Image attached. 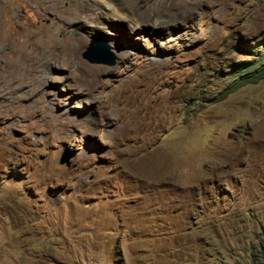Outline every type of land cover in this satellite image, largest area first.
<instances>
[{
    "label": "rangeland",
    "instance_id": "374dc122",
    "mask_svg": "<svg viewBox=\"0 0 264 264\" xmlns=\"http://www.w3.org/2000/svg\"><path fill=\"white\" fill-rule=\"evenodd\" d=\"M108 2L0 0V264L259 263L264 0Z\"/></svg>",
    "mask_w": 264,
    "mask_h": 264
},
{
    "label": "bare ground",
    "instance_id": "6f19581e",
    "mask_svg": "<svg viewBox=\"0 0 264 264\" xmlns=\"http://www.w3.org/2000/svg\"><path fill=\"white\" fill-rule=\"evenodd\" d=\"M38 1H39V4H38V12H39V14L42 15V17H45V14H47V15H49V14L50 15H54L55 16V20H53L54 21L53 22L54 24L56 22H61L63 24L70 25V24H72L71 23L72 21L69 22L70 21L69 20L68 23H67L66 20H68V19H66L65 17L68 16V15L69 16H72V15L73 16L74 15L80 16L79 14L83 12V13H85V17L83 16L84 19H82V21L81 20L80 21L82 22L81 25L83 27H85L86 24L88 25L90 23L91 19H93L92 18L93 15H90L91 11H93V10H95L94 13H96L98 11L97 16L98 15L99 16H106V18H110L112 21H116V20L117 21H129V22H132L134 24L136 22V19H137L139 21L138 23L139 24H142L140 22V20L142 19V17L141 16H138V18H136L135 15H134L136 12H134L132 9L131 10H130V8L129 9H126L124 7V9L126 11H122V8L121 7H118L119 5L112 4V3L108 2V0H86V1L83 0L84 3H82L81 6L79 5L78 8L75 6L76 5L75 4V5L71 6L68 9L67 8H64L62 6L61 0H38ZM122 3H124V1ZM103 9H106L107 12H105L106 11L105 10L104 13H103V11H101ZM86 15H87V17H86ZM99 16H98V18H99ZM74 23H76V22H74ZM112 23H114V22H112ZM143 23H145V22H143ZM146 24H148V23H146ZM138 27H140V26L137 25V28ZM134 28H136V27H134ZM41 29L45 30L44 27H42ZM41 29L39 28L37 32H41ZM74 33L79 35L78 30H76V29L74 30ZM38 34L40 35V33H38ZM17 40L18 39L14 40V42L12 43L13 46H15L17 44ZM19 41H22L21 42L22 45H20V50H22V52H23L24 49L26 50V46H27L28 42H26L24 40H21L20 38H19ZM29 43H30V41H29ZM80 48H81V46H80Z\"/></svg>",
    "mask_w": 264,
    "mask_h": 264
},
{
    "label": "water",
    "instance_id": "95a60500",
    "mask_svg": "<svg viewBox=\"0 0 264 264\" xmlns=\"http://www.w3.org/2000/svg\"><path fill=\"white\" fill-rule=\"evenodd\" d=\"M110 47L103 42L92 41L91 45L84 54V58L91 63L105 64L113 66L115 59L110 54Z\"/></svg>",
    "mask_w": 264,
    "mask_h": 264
},
{
    "label": "trees",
    "instance_id": "16d2710c",
    "mask_svg": "<svg viewBox=\"0 0 264 264\" xmlns=\"http://www.w3.org/2000/svg\"><path fill=\"white\" fill-rule=\"evenodd\" d=\"M256 63V62H255ZM258 64H255L253 66H246L242 68L241 70V75H238L237 77L234 78V80H239V79H248L246 81H243L240 85L244 83H250V82H256L259 79L264 78V52L259 55V59L257 61ZM262 251H261V256L259 263L256 264H264V245L261 246Z\"/></svg>",
    "mask_w": 264,
    "mask_h": 264
},
{
    "label": "clouds",
    "instance_id": "9594fccd",
    "mask_svg": "<svg viewBox=\"0 0 264 264\" xmlns=\"http://www.w3.org/2000/svg\"><path fill=\"white\" fill-rule=\"evenodd\" d=\"M256 64H258L257 61H256Z\"/></svg>",
    "mask_w": 264,
    "mask_h": 264
}]
</instances>
